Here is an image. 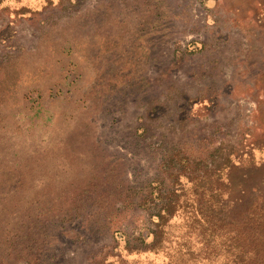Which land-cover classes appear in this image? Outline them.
I'll use <instances>...</instances> for the list:
<instances>
[{"label":"rangeland","instance_id":"374dc122","mask_svg":"<svg viewBox=\"0 0 264 264\" xmlns=\"http://www.w3.org/2000/svg\"><path fill=\"white\" fill-rule=\"evenodd\" d=\"M169 203L264 212V0H0V264H164Z\"/></svg>","mask_w":264,"mask_h":264},{"label":"trees","instance_id":"16d2710c","mask_svg":"<svg viewBox=\"0 0 264 264\" xmlns=\"http://www.w3.org/2000/svg\"><path fill=\"white\" fill-rule=\"evenodd\" d=\"M232 163L233 159L226 158L221 169L217 171L220 182L225 180ZM220 191L217 193L218 198L223 197L221 188ZM193 209L197 216L200 215V218L189 216V223H186V228L189 229L192 225H196L197 229H203L204 234L207 235L204 244L205 250L209 251V254L207 251L205 252V256L208 257L200 260L197 255L195 256L189 250L182 239L175 242L177 248L173 249L170 246L173 241H171L172 236L167 233V228H170L171 219L180 213L182 207L174 203L162 204L158 214L151 216L154 220L152 223L159 231V238L158 236L153 238L150 244L153 253L157 254L161 251L165 255L166 262L164 264H213L220 258L227 260L223 264H264V212L262 209L258 210L257 205H253L251 211L247 212L237 223L225 224L215 220L213 225L202 216L197 206H193ZM215 210L217 212L222 211L220 201H217ZM206 227L211 228L209 233H206ZM149 237L151 234L145 238Z\"/></svg>","mask_w":264,"mask_h":264}]
</instances>
